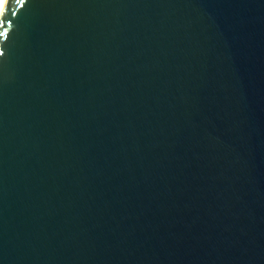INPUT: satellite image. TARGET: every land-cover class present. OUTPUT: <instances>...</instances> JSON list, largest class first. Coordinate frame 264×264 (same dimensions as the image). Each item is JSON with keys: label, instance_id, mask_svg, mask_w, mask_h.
<instances>
[{"label": "water", "instance_id": "obj_1", "mask_svg": "<svg viewBox=\"0 0 264 264\" xmlns=\"http://www.w3.org/2000/svg\"><path fill=\"white\" fill-rule=\"evenodd\" d=\"M0 264H264V0H2Z\"/></svg>", "mask_w": 264, "mask_h": 264}, {"label": "bare ground", "instance_id": "obj_2", "mask_svg": "<svg viewBox=\"0 0 264 264\" xmlns=\"http://www.w3.org/2000/svg\"><path fill=\"white\" fill-rule=\"evenodd\" d=\"M1 2H2V0H0V6H1Z\"/></svg>", "mask_w": 264, "mask_h": 264}]
</instances>
